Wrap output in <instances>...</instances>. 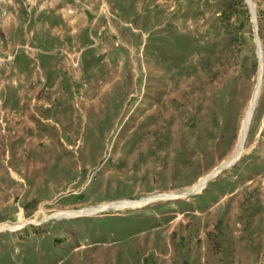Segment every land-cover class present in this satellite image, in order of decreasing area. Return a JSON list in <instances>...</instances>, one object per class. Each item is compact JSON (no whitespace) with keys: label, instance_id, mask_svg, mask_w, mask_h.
<instances>
[{"label":"rangeland","instance_id":"374dc122","mask_svg":"<svg viewBox=\"0 0 264 264\" xmlns=\"http://www.w3.org/2000/svg\"><path fill=\"white\" fill-rule=\"evenodd\" d=\"M251 1L0 0V264H264Z\"/></svg>","mask_w":264,"mask_h":264},{"label":"bare ground","instance_id":"6f19581e","mask_svg":"<svg viewBox=\"0 0 264 264\" xmlns=\"http://www.w3.org/2000/svg\"><path fill=\"white\" fill-rule=\"evenodd\" d=\"M252 3V7L255 8V5L253 2ZM257 20V18H256ZM258 25V23L256 24ZM258 42H259V56L261 57L260 60L262 59V49H261V46H260V40L258 38ZM261 49V50H260ZM262 75H263V64H261V71H260V78H259V83L255 89V93H254V97L251 101V104H250V107H249V110L245 116V119H244V122H243V126H242V130H241V135H240V139H239V143H238V148H237V152L235 154V156L224 162L220 167H218L216 170L213 171L212 174H210V176H208L207 178H203L201 179L193 188H192V191L194 193H199L202 191V189L205 187L206 183L213 177H215L222 169L224 168H228L230 166H232L234 163H236L238 161V159L242 156L241 154L243 153L244 151V146L247 142V138H248V134H249V130H250V127H251V123H252V119L254 117V114H255V111H256V105H257V101L260 97V92H261V86H262ZM189 194L188 193H184L182 195H176V194H172V195H165V199H174V198H183V197H187ZM151 202H148V201H140V202H127L124 203V206L125 207H142V206H146L147 204H149ZM102 209H106V207H100V208H90V209H87V210H84V211H81V212H68V213H60V214H57V217L59 219L61 218H73V217H78L80 215H89V214H96L98 211L102 210ZM21 227L23 226H20L18 228H15V229H20ZM7 229H10V230H13V228H9L7 226H3V225H0V232L1 231H4V230H7Z\"/></svg>","mask_w":264,"mask_h":264},{"label":"water","instance_id":"95a60500","mask_svg":"<svg viewBox=\"0 0 264 264\" xmlns=\"http://www.w3.org/2000/svg\"><path fill=\"white\" fill-rule=\"evenodd\" d=\"M250 5H251V8L253 9V17H254V24H255V26H254V29H255V31L257 30V20H256V16H255V13H254V7H252L253 5H252V1L251 0H246ZM259 47V46H258ZM258 52H259V49H258ZM211 180V179H210Z\"/></svg>","mask_w":264,"mask_h":264}]
</instances>
